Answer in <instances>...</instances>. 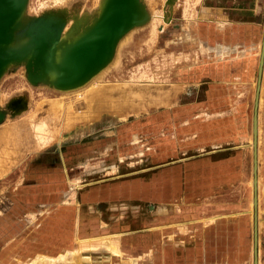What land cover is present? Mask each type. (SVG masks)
I'll return each mask as SVG.
<instances>
[{
	"label": "rangeland",
	"instance_id": "1",
	"mask_svg": "<svg viewBox=\"0 0 264 264\" xmlns=\"http://www.w3.org/2000/svg\"><path fill=\"white\" fill-rule=\"evenodd\" d=\"M51 1L28 0V5L33 10ZM142 2L151 12L160 9L159 0ZM175 2L170 23L155 43L166 57L157 54L156 64L151 62L155 55L153 46L146 43L148 26L135 31L120 51V67L106 72L100 84L85 88L86 99L82 104L78 102L84 107L75 114L76 119L71 112L54 121L56 115H62L59 108H54L56 113L52 111L59 94L43 85H31L23 66L10 69L0 81L1 110L8 115L0 125V131H4L0 135V264L36 263L40 257L57 262L59 255L72 257L77 240L103 237L115 242L118 256H111L108 250L101 253L103 249L98 244L99 252L89 257V264L90 260L100 264H251L248 185L244 193H233L227 201L207 203L208 209L198 210V216L177 209L174 215L168 192L171 172L156 171L171 168L179 157L189 155L194 140L210 139L203 129H214L218 122L210 119L212 115L206 110L220 111L234 104L244 116L251 115L250 86L258 44L242 55L252 64L225 65L214 52L219 50L222 14L227 8H235L236 1L190 3L189 11L196 10V16L188 23L182 20L184 1ZM68 3L73 21L91 17V1ZM197 21L211 22L217 29L203 28L194 38L192 24ZM139 72L154 81L136 80ZM261 84L259 136L264 131V77ZM235 89L243 91V95L232 97ZM28 111L32 114L29 118ZM84 111L87 116L82 114ZM259 142L264 146V132ZM161 174L167 181V194L156 199V181ZM141 180L148 183L146 200L137 194L121 201L116 196L107 205L77 204L79 195L91 188L124 185L138 191ZM75 184L83 186L75 188ZM67 206L73 211H66ZM263 207L264 191L258 212ZM61 217L71 224H54ZM209 217L213 220L207 223ZM221 220L227 223L220 224ZM63 231L80 236L60 241L55 234ZM177 234L179 244L174 240ZM178 246L196 249L199 254L179 255Z\"/></svg>",
	"mask_w": 264,
	"mask_h": 264
},
{
	"label": "crops",
	"instance_id": "2",
	"mask_svg": "<svg viewBox=\"0 0 264 264\" xmlns=\"http://www.w3.org/2000/svg\"><path fill=\"white\" fill-rule=\"evenodd\" d=\"M235 1L236 7L227 8V11L223 12L222 14L224 17V21L221 24L222 32L219 35L220 41H218V45L220 43L219 47L223 48V50L228 53V56L223 58V62L225 65L234 66L237 64L245 63L252 64V61L249 60V62H247V59H244V56H242V54L244 53L245 55V53L249 52L254 48V46L260 43L262 23L264 18V0ZM192 25L191 26L193 27L194 38L199 36L203 28L209 27L214 31L215 29H217V26H215V24H211V22L207 23L197 21ZM238 53L239 56L236 55ZM255 62L257 63L256 57ZM242 95L243 91H241L240 89H235V92L231 96L234 98H238ZM237 107V105L234 106V104H232L230 107H225L224 110L222 109L220 111L206 110L207 114L210 113V115H212L210 119L216 120V122H218V126L215 125L216 128L214 129L209 126H205L207 130L205 128L203 129L204 133L207 135V137H210V139H205L204 141H200L198 139L194 140V142L190 144L189 155H184L181 158L179 157L173 162L171 168L160 169L156 171L171 172V176L169 177L170 190L168 192L171 193L170 196L172 197L173 201V209H175L174 215L176 214V209L178 212H181V210H183L184 213V211L186 210V214L196 215L198 213V210H204L205 206L209 202H214L213 204H216L215 201L217 200L227 201L229 200L228 197L231 194L238 191L239 193H244L246 191L248 181L249 179H251L252 155L251 147L247 146V144L249 143L248 137L250 139L251 115L247 117L248 114L245 113L244 116L243 112L241 110L239 111ZM236 110L238 111L236 112ZM198 111L199 109L194 110L193 114ZM195 125H197L196 122ZM211 129H213L214 131H212ZM263 132L260 136L258 132V136L262 137ZM213 135H217L218 139H212L211 136ZM256 153V180L258 185L261 184L260 187L263 188L264 146L262 144H259L258 142ZM161 175L162 177L159 178L158 176L156 181L158 187L156 188V199H160L163 194H167V187H165L167 185L165 184V182L167 181L165 180L163 174ZM147 186V181L144 182L143 180H141L140 182V188L138 191H133L131 186L127 187L124 185H119L112 188L111 186L106 188H100L99 186H97L91 188L87 192L81 193L79 195V202H77V204L79 203V205L81 206H92L94 204L107 205L115 201L113 199L116 198V196L121 201L129 200L137 194L140 195L141 200H146ZM220 208H222V206ZM65 210L72 212L73 208L67 206ZM261 217L264 219V207L261 212ZM56 223L65 226L71 224L68 223V220H66L65 217H61L60 221L54 222V224ZM219 223L225 224L227 222L226 220H221ZM55 235V237L60 241H69L70 239L72 240L74 236H80L79 234H68L64 231L58 233V235ZM84 236L81 235L82 238H84ZM146 236L141 238L144 239L146 238ZM174 240L178 241V244L180 243L181 238L179 234H177V239L175 238ZM102 249L104 248L102 247ZM191 249L192 248L190 247L181 249L180 246H178L179 255L187 254L188 256H190L199 254L196 249ZM82 251V253L78 252V258L80 257L79 264H89V257L95 254L94 250L93 252H90V250L89 252L88 250ZM257 252L261 255L259 262L264 263V227L262 228V230L258 229L257 232ZM111 256L116 257L117 255L115 256L111 253ZM90 262L91 264H100V262H93V260H90Z\"/></svg>",
	"mask_w": 264,
	"mask_h": 264
},
{
	"label": "bare ground",
	"instance_id": "3",
	"mask_svg": "<svg viewBox=\"0 0 264 264\" xmlns=\"http://www.w3.org/2000/svg\"><path fill=\"white\" fill-rule=\"evenodd\" d=\"M85 1H87V0H85ZM89 1H91V6H93V8L90 7L91 8V17L90 18L86 17V19H82L80 17V19H82V21H78L79 19L77 21H73L72 19L74 17L71 16L70 14H68V11L70 10L67 8L68 0H52L51 2H48V3L47 2L41 3L37 9H33V10L29 7L28 0H0V11L5 12V14L8 12L11 13L10 16L6 20L7 24L5 26H3L4 29H3V32L1 35L2 40H1V44H0V61L4 62V65L1 68L0 81L4 78V76L6 74L9 73L10 69L13 70V69H16L18 67L23 66L25 69V75L28 77V79H31V76H33L34 78H38V79H40L41 82H39V84H37V85H43L47 89L52 90V92L54 91L55 94H59L58 97H56V99L52 103V111H54V108H59V111L62 113V115H60V114H59V116L56 115L54 117L55 118L54 121H56L58 119V117L68 115L71 112L74 113L73 116H71V117H73L75 119L78 118V116H75V114L81 113L79 109L84 107L83 105L79 106V103L82 104L86 99V95L84 93L85 88L87 89L89 86L96 84V83H99V81L102 79V77H104V74L106 72H108L109 70L115 69V71H116V69H118L120 67V55H121L120 51L124 46H126L129 43L131 36L135 31H137L141 28H144L145 26L146 27L148 26V28H147L148 37H147L146 43L153 46V48L151 50H153L154 55H155V56H153V59L151 58L152 59L151 62H154L156 64V55L157 54L161 55V57L165 56V55H162L163 51H159L160 49L155 48V43L157 42L159 34H161V30L165 29L168 26V24L170 23L169 22L171 20V16H170L171 13L170 12H171L172 6L176 3L175 0H159L160 9L154 10L152 12L149 11L150 9L149 10H148V8L146 9L145 4L142 2V0H134V9H136L138 11L137 15L135 17L136 24L133 25L131 28H129L125 33H123L117 39V41L114 45V48H113L112 55L109 58V60L107 61V63L82 84H78V85L73 86L71 88H58V89L55 88L53 81H55L56 75H57V73H58V71L62 65L63 55L66 53L68 48H70L73 45L74 42H76L81 36H83L85 34V32L91 27L93 22L99 17V14L101 12V9H102V6H103L105 0H88V2ZM183 1L184 2L182 5V20L185 21V23H188V22L192 21V19L194 20V17L196 16V10L191 9L189 11V8L192 4L195 5L199 0H183ZM190 3H192V4H190ZM29 4H30V1H29ZM37 4H38V2H37ZM50 4H52V6H50ZM71 5H72V3L69 6H71ZM82 10H83V8H82ZM149 13H150V15H149ZM39 18L42 20H41V22L38 23L36 21V19H39ZM3 21H5V20H3V19L0 20V24H2ZM165 24H166V26H165ZM217 47H219V45H217ZM256 47H257V49H256L255 53H256V58H258L259 43ZM220 48L221 47H219V50L215 49L214 53H215V55H217L218 59H220V58L223 59V57H226L228 54L225 53L222 48L221 49ZM201 52H202V50H201ZM148 53H149V49H148ZM204 54H205V52L204 53L202 52L201 55H204ZM236 55L239 56V53ZM185 56L187 57V55H185ZM176 57H174V58H176ZM34 58H36V60L38 59V62L36 61V63H35L36 66H35V68L33 67L36 70L35 74H31V63L29 61H31V59H34ZM27 64L29 67L28 69L26 68ZM157 65H155V66H157ZM253 67L255 70L254 75H256L257 63ZM136 69L138 70V68H136ZM139 73H140V75L138 78H135L136 80L140 79V78L146 79V81L150 80V79L153 80V77L147 76V75H145V73H142V72H139ZM116 74H117V72H116ZM22 75H23V73H22ZM131 77L133 79V77H135V76H133V74H132ZM263 77H264V63H263L261 82L263 81ZM129 79H128V81H129ZM42 81H44L45 83ZM122 82H124V81H122ZM100 83H101V81H100ZM260 85L261 86H260L259 97H258V108L260 106V102H261L260 97H261V93H262V84H260ZM39 87H41V86H39ZM254 87H255V76H253V81H252L251 86H250V97H251L250 102H253ZM2 97H3V95H2ZM28 99H30V95H29ZM1 100L2 99L0 97V109L3 106L1 104L2 103ZM3 100H5V99H3ZM76 102L77 103L79 102V103L73 107V103H76ZM75 108L77 109V111L72 110V109L75 110ZM251 108H252V105H251ZM258 108H257V116H258ZM54 113H56V112L54 111ZM82 114L87 116L86 111H84ZM7 116H5V113H4L3 119L0 120V125L6 120ZM31 116H32V114L29 112V114L27 115V118H29ZM79 118H80V116H79ZM48 121L49 120H47L46 122H48ZM43 124H44V122H43ZM39 125H41V124H39ZM15 126H16V123H15ZM15 126H12V127H15ZM62 126H61V128H63ZM34 128H36V127H34ZM0 132H2V133H0V135L3 134V132H4L3 129H1ZM258 132H259V129L257 127V142L260 143L259 142L260 137L258 136ZM247 146L251 147V131H250L249 143L247 144ZM260 185H258L257 180H256V188H257V232H258V229L262 230V228L264 227V219L260 216L262 209H259V212H258V204L260 203V197H261V195H263V191H264V189L262 187H260ZM74 186H75V188H80L81 186H83V184H75ZM248 188L251 192V199H250V206H251L250 208L251 209L249 208L250 210L248 211V213L252 217V214H253V209H252V177L248 181ZM212 220H213V218L209 217L207 219V223L212 222ZM203 222H205V221H203ZM251 229H252V218H251ZM115 236L117 237V235H115ZM76 242H77L78 246H77L76 252L72 251V252H74L72 257H70L71 255L68 257V255H65V254L59 255V257H57V262H56V259L47 260L44 257H40L36 263H39V264H67L68 262L72 261V263L79 264L80 263V259H79L80 257L78 258V254H79L78 251L79 250H88V252H89V250H90V252H93V250H94V252H96V249L99 246H102L104 248L103 251H101V253L104 252L105 249H107L112 254H114L115 256L118 254L117 249L115 247V242L113 243L111 240H109L105 237L100 238V239H92V238L79 239ZM98 244H100V245L97 247ZM97 252H99V250H97ZM258 257H260V256H258ZM36 263L33 262V263H26V264H36ZM249 263H251V261ZM257 264H259L258 261H257Z\"/></svg>",
	"mask_w": 264,
	"mask_h": 264
},
{
	"label": "water",
	"instance_id": "4",
	"mask_svg": "<svg viewBox=\"0 0 264 264\" xmlns=\"http://www.w3.org/2000/svg\"><path fill=\"white\" fill-rule=\"evenodd\" d=\"M137 10L134 9V0H105L99 17L91 27L63 55L62 65L56 75L55 88H71L84 83L88 78L102 68L112 55L117 39L129 28L136 24ZM10 12L0 11V44L2 40L3 26L7 24ZM42 19H36L39 23ZM36 58L31 63V74H35ZM264 63V18L262 23L257 69L255 75L254 96L251 114V177H252V229H251V264H257V188H256V147H257V108L258 97ZM4 62L0 61V74ZM34 67V68H33ZM28 69V64L26 66ZM37 68V67H36ZM27 81L35 86L40 79L31 76ZM44 82V81H42ZM45 83V82H44ZM81 106V105H79ZM4 111L0 109V120Z\"/></svg>",
	"mask_w": 264,
	"mask_h": 264
}]
</instances>
